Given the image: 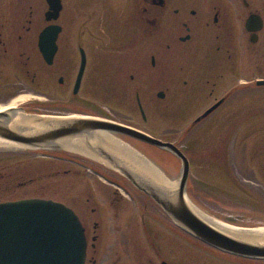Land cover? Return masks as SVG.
Instances as JSON below:
<instances>
[{
  "label": "flooded vegetation",
  "instance_id": "1",
  "mask_svg": "<svg viewBox=\"0 0 264 264\" xmlns=\"http://www.w3.org/2000/svg\"><path fill=\"white\" fill-rule=\"evenodd\" d=\"M51 4L59 9L48 18ZM48 26L52 30L44 34ZM123 39H131L135 47L122 56L117 52H123ZM49 51L52 55L46 57ZM97 74L102 75L99 86L92 78ZM260 80L264 0H0V111L19 108L99 117L152 136L147 125L157 115L175 116L181 123L191 118L180 132L183 137L195 129L224 134L222 143L211 148L215 163L205 166L215 168L210 174L214 182L238 187L242 202L254 198L252 176L262 179L264 174L242 173L220 144H227L237 124L250 117L252 104L264 102L258 94L253 103L246 96L247 87L264 88ZM20 95L27 97L11 106ZM92 96L100 97V108L92 105ZM114 98L130 107L135 123L111 115ZM194 101L202 107L192 110ZM254 129L244 125L239 133ZM120 136L131 151L136 147L164 163L160 148ZM180 148L189 162L188 181L203 180L192 172L187 145ZM61 175L72 184L82 178L79 189L87 192L62 202L82 225L84 264H264V258L229 253L189 234L129 178L86 154L61 148H0V182L14 180L15 191ZM6 191L10 195L0 202L40 197ZM224 218L238 225L264 224L260 219L244 220L241 214Z\"/></svg>",
  "mask_w": 264,
  "mask_h": 264
},
{
  "label": "water",
  "instance_id": "2",
  "mask_svg": "<svg viewBox=\"0 0 264 264\" xmlns=\"http://www.w3.org/2000/svg\"><path fill=\"white\" fill-rule=\"evenodd\" d=\"M58 9V6L51 4L50 11L47 12L48 18L54 16ZM50 30L52 26L46 27L43 33ZM44 54L50 57L52 52ZM83 66L84 61L80 66L76 87ZM258 83L264 84V80ZM16 112L30 114L41 120L42 114L25 112L19 108L0 111V138L13 143L0 144V148L72 150L61 146L60 141L65 138H86L85 142H81L82 149L76 148L75 151L125 175L136 188L151 197L179 227L223 251L251 258H264V226L230 224L234 232L229 233L207 223L191 210L186 196L189 162L172 142L162 141L135 128L99 117L51 116L52 118L46 119L44 126L26 129L9 124ZM120 135L153 144L170 151L180 159L179 178L172 181L161 167L135 147V151L143 157L142 160L152 164L168 180L176 182L173 191L154 184L146 172L147 166L136 168L134 149ZM111 139L126 146L128 151L124 154L120 152L122 156L111 151L107 145ZM85 149L91 151L95 157L82 152ZM259 227L262 228L255 229ZM85 249L81 223L73 210L66 205L43 198L0 203V264H84Z\"/></svg>",
  "mask_w": 264,
  "mask_h": 264
},
{
  "label": "rangeland",
  "instance_id": "3",
  "mask_svg": "<svg viewBox=\"0 0 264 264\" xmlns=\"http://www.w3.org/2000/svg\"><path fill=\"white\" fill-rule=\"evenodd\" d=\"M123 41V52H117V54L122 56L125 55V53L126 55L131 54V52L134 50L135 44H132L131 39H123ZM97 75H93L92 78H94V83L99 86L102 75ZM107 87L108 90H112L113 88V86L110 84H108ZM246 90V96H249L250 99L253 100L252 103L256 102L255 94L260 95V100L264 101V88L247 87ZM92 97V105L94 107L100 108V97ZM112 102L113 103L110 104L112 116L120 120L135 123L130 107L123 105L124 103L122 101H118L117 98L112 99ZM193 105L194 106H192V110H198L202 107L200 106V103L198 104L196 101L193 102ZM252 105L253 108L251 110L250 117L244 118L241 123L237 124L238 128H236V132L234 134H231L228 143L223 145L220 144V146L224 148L226 157L235 158V160L240 165V170L242 173L258 175L264 174V102H256ZM190 120L191 118H188V122ZM136 122L142 125L139 119H137ZM181 122L182 120L175 118V116L170 119H165L157 115V117H155V122L152 124L154 127L151 124L147 126L152 134L157 137L170 140L179 147L180 145H187L188 152L191 156L192 172L196 174L197 179L200 178L204 180H193L194 182L190 180L187 182V198L199 209L203 210L205 213L216 219L225 220L223 217L227 216L228 214L233 216L241 214L244 220H264L263 211L261 212V210H264L263 176L261 177L263 180L260 179L259 176L257 178L252 176L253 181L251 183V187H249L254 198L251 200L247 199V201H250V203L246 201H240L238 198V196L241 195L240 189L238 187L236 188L234 185L224 186V183L214 182L210 174L213 173L215 168L212 166H205L207 164H211L212 162L215 163V160H212L215 155L210 153L212 151L211 148L216 146L214 143L217 141L222 143L221 138H224V134H201L202 131L196 133L198 130L195 129L192 133L187 135V137H183L180 132L188 124V122ZM249 124L255 126V129L251 130V132L248 134L239 133V129H241L242 126ZM225 136L227 135L225 134ZM206 148L210 150L207 151ZM155 150L158 151V153L155 155H159L160 150ZM161 151L163 152L161 156L164 158V163H159L157 160L156 163H158L162 169H165L167 176L172 181L178 180L180 160L175 156H172L170 159L165 151ZM201 151H203L204 155L200 153ZM200 164L204 166L201 167ZM257 164L258 167L260 165L259 170L257 169ZM249 165L250 167L247 168ZM44 166L48 165L45 164ZM83 183L84 182L82 178H76L72 184L71 181L65 177V175H61L54 179L49 178L35 182H29L25 189L22 188L15 191L14 184L16 185L17 183L14 180H3L0 182V199L8 197L5 196V194H10L6 190L11 189V195L15 194L18 197L21 194H26L27 196L38 195L40 197L51 198L61 202L69 203L75 193H77V197H81L84 192L87 193L84 189H79L80 185L84 186ZM217 184L219 185V188H217ZM251 223L252 224L250 225H264L263 223Z\"/></svg>",
  "mask_w": 264,
  "mask_h": 264
},
{
  "label": "bare ground",
  "instance_id": "4",
  "mask_svg": "<svg viewBox=\"0 0 264 264\" xmlns=\"http://www.w3.org/2000/svg\"><path fill=\"white\" fill-rule=\"evenodd\" d=\"M27 97V95H20L18 97H16L15 99H13L10 102V105L13 106L14 104H16L19 101L25 100ZM2 108V107H0ZM51 116H47V115H41V120L37 119L35 116L30 115V114H24V113H20V112H16L15 114H13V116L11 117L9 124H11L12 126H23L26 129H37L40 128L42 126H44L46 124V119H49ZM52 118V117H51ZM101 134V133H100ZM86 138H65L62 139L60 141V145L68 148V149H74L77 150L76 148L82 149L80 145L81 142H85ZM0 144H7V145H13L12 142L6 141L4 139L0 138ZM107 145L110 147L111 151L117 152V153H126L128 150L126 149V146L122 145L121 143L117 142L116 140H110L109 143H107ZM82 152L88 153L89 155H92V157H95V155L85 149ZM120 153V156H122ZM139 152L135 151V165L136 168L140 169V167L144 168V166H147L145 169H147L148 171H146L148 173V177L151 179V181H153L154 184L159 185L160 187H162L163 189H169V191H173L174 187L176 185V182H172L170 180H168L164 175H162L152 164H148L149 162L142 160ZM151 160H153V162L156 161L155 158H152ZM143 163L147 164V165H143ZM187 203L189 205V207L191 208V210L197 215L199 216L201 219L205 220L207 223L221 229L224 231H227L229 233L234 232V230L232 229V226L230 224L225 223L224 221L220 220V219H216L212 216H210L209 214L205 213L203 210L199 209L194 203H192L191 201L187 200ZM262 227L259 228H255V229H261Z\"/></svg>",
  "mask_w": 264,
  "mask_h": 264
}]
</instances>
